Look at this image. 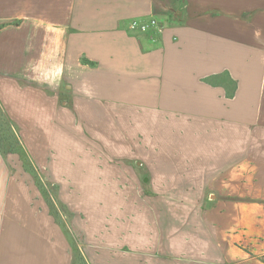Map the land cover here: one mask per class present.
Listing matches in <instances>:
<instances>
[{"label":"crops","instance_id":"obj_1","mask_svg":"<svg viewBox=\"0 0 264 264\" xmlns=\"http://www.w3.org/2000/svg\"><path fill=\"white\" fill-rule=\"evenodd\" d=\"M0 16V106L26 136L46 144L72 118L135 132L143 118L148 135L178 138L146 148L164 169L154 182L176 190L128 208L104 194L96 215L82 195L90 263L264 264V0H0ZM134 18L163 28L131 30ZM9 164L0 153V264H72Z\"/></svg>","mask_w":264,"mask_h":264},{"label":"rangeland","instance_id":"obj_2","mask_svg":"<svg viewBox=\"0 0 264 264\" xmlns=\"http://www.w3.org/2000/svg\"><path fill=\"white\" fill-rule=\"evenodd\" d=\"M58 123L62 127L57 130V134L54 132L48 136L51 142L48 140L44 144V141L31 133L26 136L21 126L10 120L0 106L1 144L6 149L10 143L18 150L15 153L5 154L2 151L0 153L10 163V176L29 181L30 188L26 187L25 192L36 201V205L46 206L49 213L50 209L52 210L54 214L50 215L57 219L69 239L77 264H92L89 258L97 256L98 248L96 241L90 237L87 239L85 233L88 214L81 210L83 197L88 195L85 197L88 198L86 202L90 206L93 205L94 211L90 210L89 215H96V209L105 207V202H113L103 200V197H106L104 194L124 193L125 202L128 203L125 208H128L132 202L152 203L149 197L151 194L154 195L155 190H176V185L154 182L164 169L147 167L148 156L151 157L152 154L159 157L160 153L147 152L146 148L148 143L152 142L177 143L178 138L148 135L143 118L137 119L135 132L133 129L129 130L127 124L122 123L120 129H113L112 119L103 121L72 118ZM246 127L254 131L257 129L256 124ZM249 138L256 139L252 136ZM255 143L256 140L250 141V144ZM252 148L253 146L250 149ZM23 156L28 160L27 169L37 176L38 181L30 172L24 170ZM177 186L186 190L188 187H191V190L198 187L189 184ZM202 186L207 195L213 193L211 198L220 196L218 191L210 187L211 185ZM31 192L32 196L29 194ZM98 203L101 205L99 208Z\"/></svg>","mask_w":264,"mask_h":264},{"label":"built area","instance_id":"obj_3","mask_svg":"<svg viewBox=\"0 0 264 264\" xmlns=\"http://www.w3.org/2000/svg\"><path fill=\"white\" fill-rule=\"evenodd\" d=\"M128 28L131 30H137L140 32H147L149 30L160 32L163 26L155 18H151L147 21H141V20L134 18L129 21Z\"/></svg>","mask_w":264,"mask_h":264},{"label":"trees","instance_id":"obj_4","mask_svg":"<svg viewBox=\"0 0 264 264\" xmlns=\"http://www.w3.org/2000/svg\"><path fill=\"white\" fill-rule=\"evenodd\" d=\"M162 25V23H160ZM163 26V25H162ZM11 120V119H10ZM0 151H2L3 153H15V152H18V150L14 149L10 143H8V147L5 149L2 144H1V141H0ZM23 160V168L24 170H26L27 172H30L28 169H27V166H26V162L28 161L26 157L23 156L22 158ZM30 174L35 178L36 181H38L37 179V176L36 175H33L31 172ZM50 214H54L52 212V210L50 209ZM57 220V219H56ZM260 259L264 262V254L260 256ZM72 264H77V261L75 260L74 256H73V262Z\"/></svg>","mask_w":264,"mask_h":264},{"label":"water","instance_id":"obj_5","mask_svg":"<svg viewBox=\"0 0 264 264\" xmlns=\"http://www.w3.org/2000/svg\"><path fill=\"white\" fill-rule=\"evenodd\" d=\"M145 180H146V178H145Z\"/></svg>","mask_w":264,"mask_h":264}]
</instances>
